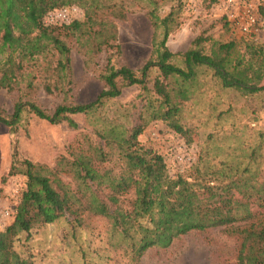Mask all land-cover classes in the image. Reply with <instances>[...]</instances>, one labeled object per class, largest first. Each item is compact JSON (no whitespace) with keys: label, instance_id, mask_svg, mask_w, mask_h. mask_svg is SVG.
<instances>
[{"label":"trees","instance_id":"trees-1","mask_svg":"<svg viewBox=\"0 0 264 264\" xmlns=\"http://www.w3.org/2000/svg\"><path fill=\"white\" fill-rule=\"evenodd\" d=\"M172 1L0 0V89L20 95L12 114L0 108V123L16 129L26 113L73 129L80 128L75 116L84 120L68 155L54 166L30 160L12 164L9 175H24L26 189L14 221L0 229V264H26L14 257L17 237L61 218L74 227L107 219L135 259L192 231L225 227L241 242L237 264H264V212L249 214L241 203L224 215L218 206L199 200L202 194L234 191L263 204L259 173L223 161L218 168L171 177L165 157L140 140L158 120L191 140L195 128L186 126V108L205 75L211 74L223 89L244 95L264 92V45L252 41L241 52L236 40L201 34L186 52L172 51L168 40L182 25L184 0ZM74 4L84 7V21L44 22L49 12ZM168 5L171 9L163 12ZM135 9L146 10L154 28L152 54L139 70L113 62L121 52L116 20H126ZM74 47L88 66L103 52L115 51L98 69L104 88L89 103L72 101ZM132 86L139 88L136 96L108 110ZM40 90L63 95L64 101L54 110L45 109L32 98Z\"/></svg>","mask_w":264,"mask_h":264},{"label":"rangeland","instance_id":"rangeland-1","mask_svg":"<svg viewBox=\"0 0 264 264\" xmlns=\"http://www.w3.org/2000/svg\"><path fill=\"white\" fill-rule=\"evenodd\" d=\"M171 3L177 4V0ZM63 9H68L67 21H58L57 15L50 17L47 14L44 22L63 25L86 18L84 7L77 4L51 12ZM170 9V5L165 6L163 12ZM249 10L256 19L254 24H249ZM181 14L182 25L168 40L170 49L176 53L186 52L201 34L222 42L236 40L241 52L252 41L264 45V0H219L215 3L212 0H184ZM116 24L121 52L113 56V62L117 66L126 65L139 70L153 50L154 28L147 12L135 9L126 20H116ZM245 26L249 27L248 31L244 30ZM112 51L115 52H103L88 66L86 57L73 48L72 101L89 103L97 98L104 88V83L97 76L98 69L107 64ZM202 78L203 85L185 113L186 126L195 128L192 139L158 120L153 121L140 136L141 142L165 157L171 177L188 176L196 168H218L223 161H233L257 171L264 182V92L244 95L236 89H223L211 74ZM261 86H264V79ZM138 91L137 86L125 88L116 106L107 107L108 110L130 102ZM19 96L18 92L0 89V108L12 114ZM32 98L49 110H54L64 101L63 95H50L42 90ZM75 119L80 124L79 129L71 128L66 122L52 124L31 113L24 114L16 129L0 123L1 230L14 221L26 189L24 175H9L12 164L30 160L54 166L59 157L68 155L69 145L79 136L84 120L82 116H75ZM159 185H156V196ZM199 200L218 206L224 215L241 203L246 204L249 214L264 212V203L254 198L245 199L234 191L202 194ZM122 243L105 218H94L85 227H74L66 218H61L19 235L14 257L26 264H237L241 242L225 227L195 230L175 239L167 247L149 249L140 259L133 258L132 250Z\"/></svg>","mask_w":264,"mask_h":264},{"label":"built area","instance_id":"built-area-1","mask_svg":"<svg viewBox=\"0 0 264 264\" xmlns=\"http://www.w3.org/2000/svg\"><path fill=\"white\" fill-rule=\"evenodd\" d=\"M48 14L50 17H54L55 15H57V17H59L58 21L60 20L61 22L68 20V9H63V10H60L57 12H49ZM248 19H249V24H254L256 22V19H255L254 15L251 14L250 10L248 11ZM244 30L248 31L249 27L245 26ZM8 215H10V213Z\"/></svg>","mask_w":264,"mask_h":264}]
</instances>
